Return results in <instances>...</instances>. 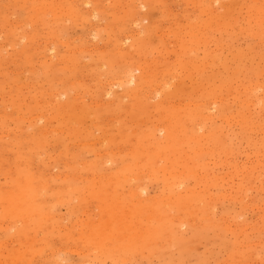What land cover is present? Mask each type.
<instances>
[{
  "label": "rangeland",
  "instance_id": "obj_1",
  "mask_svg": "<svg viewBox=\"0 0 264 264\" xmlns=\"http://www.w3.org/2000/svg\"><path fill=\"white\" fill-rule=\"evenodd\" d=\"M35 261L264 264V0H0V264Z\"/></svg>",
  "mask_w": 264,
  "mask_h": 264
},
{
  "label": "bare ground",
  "instance_id": "obj_2",
  "mask_svg": "<svg viewBox=\"0 0 264 264\" xmlns=\"http://www.w3.org/2000/svg\"><path fill=\"white\" fill-rule=\"evenodd\" d=\"M217 1H219V0H213V2H217ZM212 8H213V7H212ZM169 12H170V11H169ZM92 13H94V12H92ZM90 14H91V13H90ZM95 16H96V15H95ZM95 16H94V17H95ZM174 21H175V20H174ZM89 30H91V29H89ZM94 32H95V31H94ZM94 32H91V37H93V38L96 37V34H95ZM140 32H141V31H140ZM126 36H127V35H126ZM126 36H125V37H126ZM130 36H131V35H130ZM86 37H87V36H86ZM126 39H128V38H126ZM50 41H51V40H50ZM126 41H127V40H126ZM175 41H176V40H175ZM121 43H122V42H121ZM6 45H7V44H6ZM46 52H47V51H46ZM131 65H132V64H131ZM131 65H130V66H131ZM134 70H135V69H134ZM131 72H132V71H131ZM129 73H130V72H129ZM129 73H128V75H129ZM126 76H127V75H126ZM129 76H130V75H129ZM165 76H166V75H165ZM165 78H166V77H165ZM120 79H121V78H120ZM124 79H126V78H124ZM127 79H129V82H131V83H134L135 80H136L135 77H134V75H131V76H130L129 78H127ZM122 82H123V81H122ZM124 82H125V81H124ZM135 83H136V82H135ZM135 83H134V84H135ZM112 84H114V83H112ZM158 84H159V83H158ZM131 85H132V84H131ZM153 88H154V87H153ZM157 90H158V89H157ZM157 90H156V91H157ZM152 91H154V90H152ZM156 91H155V92H156ZM106 92H107V91H106ZM157 93H158V92H157ZM159 93H160V91H159ZM159 93H158V94H159ZM110 94H111V93H110ZM155 96H156V95H155ZM165 102H166V101H165ZM182 103H183V101H182ZM162 112H163V111H162ZM39 119H40V118H39ZM1 128H2V127H1ZM162 128H163V127H162ZM45 129H46V128H45ZM197 129H201V127H198ZM159 131H161V129H159ZM159 133H160V132H159ZM100 140H102V139H100ZM82 142H84V141H82ZM97 144H98V143H97ZM120 148H121V147H120ZM125 149H126V148H125ZM115 150H116V149H115ZM122 150H123V149H122ZM100 151H101V150H100ZM99 155H100V154H99ZM107 159H108V158H107ZM106 162H107V161H106ZM147 171H148V170H147ZM139 172H140V171H139ZM101 174H102V173H101ZM92 175H93V174H92ZM141 175H142V173H141ZM141 177H142V176H141ZM139 178H140V177H139ZM94 179H95V178H94ZM175 183H176V182H175ZM141 184H142V183H141ZM179 185H180V184H179ZM130 187H131V186H130ZM178 187H179V186H178ZM56 188H57V187H56ZM128 188H129V187H128ZM138 188H139V187H138ZM129 189H130V188H129ZM135 189H136V188H135ZM143 189H144V186H143ZM131 190H133V189L131 188ZM140 190H141V189H140ZM140 190H139V191H140ZM134 192H135V191H133L132 193H134ZM136 192H137V191H136ZM136 192H135V193H136ZM143 193H144V192H143ZM143 193H142V194H143ZM42 194H43V193H42ZM137 194H138V193H137ZM146 194H147V193H146ZM139 195H140V194H139ZM144 196H145V195H144ZM144 196H142V197H144ZM142 197H141V198H142ZM171 198H172V197H171ZM62 199H63V198H62ZM147 199H148V198H147ZM152 199H153V198H152ZM35 200H36V199H35ZM39 200H40V198H39ZM42 200H43V199H42ZM50 200H51V199H50ZM184 200H185V199H184ZM36 201H37V200H36ZM44 201H45V200H44ZM53 202H54V201H53ZM9 206H10V205H9ZM22 207H23V206H22ZM23 208H25V207H23ZM48 212H49V211H48ZM48 212H47V213H48ZM95 216H96V215H95ZM208 216H209V215H208ZM93 218H94V217H93ZM208 218H210V217H208ZM17 220H18V219H17ZM161 220H162V219H161ZM9 221H10V219H9ZM227 221H228V220H227ZM8 224H9V223H8ZM12 225H13V224H12ZM239 225H240V224H239ZM7 226H8V225H7ZM59 227H60V226H59ZM59 229H60V228H59ZM156 229H158V228H156ZM10 230H11V229H10ZM40 232H41V231H40ZM7 240H8V239H7ZM3 242H4V241H3ZM11 243H12V242H11ZM14 243H15V242H14ZM35 244H36V243H35ZM63 246H64V245H63ZM66 246H67V245H66ZM72 246H73V245H72ZM50 248H52V246H50ZM50 248H49V249H50ZM26 255H27V254H26ZM24 256H25V255H24ZM18 257H19V256H18ZM50 257H51V256H50ZM10 258H11V257H10ZM10 258H9V259H10ZM14 258H15V257H14ZM14 258H13V259H14ZM28 258H29V256H28ZM9 259H8V260H9ZM61 260H62V259H61ZM11 261H12V260H11ZM11 261H10V262H11ZM26 261H27V260H26ZM58 261H59V260H58ZM10 262H8V264H9ZM17 262H19V261H17ZM17 262H16V263H17ZM23 263H25V262H23ZM23 263H22V264H23ZM26 263H27V262H26ZM35 263H36V261H35ZM239 263H240V261H239ZM2 264H3V263H2ZM12 264H14V262H13ZM36 264H37V263H36ZM48 264H49V262H48Z\"/></svg>",
  "mask_w": 264,
  "mask_h": 264
}]
</instances>
